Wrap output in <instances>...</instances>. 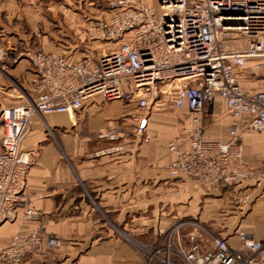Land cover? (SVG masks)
<instances>
[{"label": "crops", "instance_id": "obj_1", "mask_svg": "<svg viewBox=\"0 0 264 264\" xmlns=\"http://www.w3.org/2000/svg\"><path fill=\"white\" fill-rule=\"evenodd\" d=\"M93 1L0 0V109L23 103L24 95L35 98L36 74L27 53L38 49L79 60L117 49L121 42L89 34L94 22L106 18ZM257 64L248 59L236 69L246 92L264 93V69ZM142 117L145 131L136 135ZM201 122L203 140L212 142H227L236 126L244 163L264 170V131L246 129L244 119L228 113L221 98L206 104ZM192 128L187 109L165 103L147 112L133 101L97 96L76 111L43 119L34 115L20 149L31 163L24 195L38 217L25 220L18 209L13 221L0 225V249L15 235L40 230L55 237L58 246L28 255L21 264H143L137 241L155 245L177 222L190 219L232 246L239 231L264 242L262 182L249 178L200 187L169 177L175 155L168 144L186 149Z\"/></svg>", "mask_w": 264, "mask_h": 264}, {"label": "built area", "instance_id": "obj_2", "mask_svg": "<svg viewBox=\"0 0 264 264\" xmlns=\"http://www.w3.org/2000/svg\"><path fill=\"white\" fill-rule=\"evenodd\" d=\"M154 1L152 6L143 0H112L107 17L88 32L121 43L96 59L75 60L38 49L27 53L36 74L35 98L24 95L23 103L3 109L0 116V225L13 221L18 209L25 220L38 217L24 195L31 163L20 149L32 117L76 111L96 96L133 101L147 112L165 103L187 109L194 128L186 149L168 144L175 155L167 167L170 178L200 187L249 178L264 184V170L249 169L243 161L236 126L229 129L227 142H212L203 140L201 122L206 104L219 97L228 113L244 119L246 129L264 131V93L244 91L236 76L248 59L264 69V0ZM146 123V117L139 119L136 135L143 134ZM57 246L55 237L41 231L16 235L0 249V264H21L25 256ZM139 250L144 264H264V242L239 231L232 246L195 219L177 222L159 246Z\"/></svg>", "mask_w": 264, "mask_h": 264}, {"label": "rangeland", "instance_id": "obj_3", "mask_svg": "<svg viewBox=\"0 0 264 264\" xmlns=\"http://www.w3.org/2000/svg\"><path fill=\"white\" fill-rule=\"evenodd\" d=\"M94 2V1H93ZM112 2V0H99V1H97V0H95V2L94 3H98L99 5H100V9H102L103 11H104V14H105V17H107V15L109 14V12H110V3ZM103 14V15H104ZM3 109H5V108H2V109H0V116H1V111L3 110ZM2 134H3V123H2V121H1V118H0V136H2ZM172 179V178H171ZM172 180H178V179H172ZM36 231H40V230H36ZM36 231H34V232H36ZM42 232V231H41ZM167 232V231H166ZM165 232V233H166ZM33 233V232H32ZM16 236V235H15ZM14 237V236H13ZM12 237V238H13ZM12 238H11V240H12ZM123 238H125V236L123 235ZM162 238H163V235L160 237V239L158 240V242L155 244V245H148V244H145V243H143V242H141V241H137L136 242V247L138 248V252H139V255L142 257V258H144V253L143 252H141L140 250H139V248L140 247H144V246H146V247H151V248H153V247H156V246H159L161 243H162ZM10 240V241H11ZM9 241V242H10ZM9 244V243H8ZM29 255H35V254H29ZM28 256V255H27ZM26 257V256H25ZM24 257V258H25ZM144 264V263H143Z\"/></svg>", "mask_w": 264, "mask_h": 264}]
</instances>
